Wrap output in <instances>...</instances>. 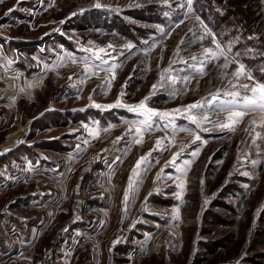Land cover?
<instances>
[{
	"label": "rangeland",
	"instance_id": "rangeland-1",
	"mask_svg": "<svg viewBox=\"0 0 264 264\" xmlns=\"http://www.w3.org/2000/svg\"><path fill=\"white\" fill-rule=\"evenodd\" d=\"M125 2L0 0V264H264V59L192 0L157 23L122 16ZM213 193L226 223L201 221ZM97 196L106 220L75 234L99 246L73 243L61 226ZM230 232L237 262L203 249Z\"/></svg>",
	"mask_w": 264,
	"mask_h": 264
},
{
	"label": "trees",
	"instance_id": "trees-1",
	"mask_svg": "<svg viewBox=\"0 0 264 264\" xmlns=\"http://www.w3.org/2000/svg\"><path fill=\"white\" fill-rule=\"evenodd\" d=\"M125 1L126 2L124 4H127L121 12L122 16L126 17L129 20L132 19L138 22L148 21L151 23H157L158 20L155 19H158L161 16V13L167 10H169V12H172L174 9H176V6L179 5L180 2L182 3V6L185 4V0H156L157 2H154V0ZM190 5L193 8H201L199 12H195V16L198 19L202 20L205 24L208 19H210V21L212 22L222 24L228 30V37L234 36L235 38L242 40L244 42V46L246 45L257 50V54L259 55L260 59H264V0H192V3ZM85 8L86 10L82 12V19H85L86 17H88L89 19L94 18L95 15L93 13L97 11L98 6L93 2L89 7ZM111 12L113 13L114 11ZM145 13H148L150 16L154 17H151V20H146V16H144ZM77 17L78 14L74 19H76ZM118 21L122 22V18H120ZM174 21L177 22L178 17L177 20L175 19ZM110 23L111 22H109V24ZM84 29L85 28H83L82 26H80L79 28V30ZM120 29L122 30L120 34L123 38L126 39V42L132 43L133 45L138 44L136 39L142 36L138 35V37L135 39L132 36L130 30L132 29L133 31L139 33L143 32L139 27H136L130 23L126 25L125 23H123ZM227 36L226 38H228ZM74 46L76 45L74 44ZM74 49L76 50L75 47ZM220 158L221 155L216 159L218 160ZM208 167L211 168V166ZM205 173L207 174L205 169H202L198 172L199 178L201 180L202 178L205 179ZM226 187H224L223 190H225ZM215 196L216 194L213 193L210 198H198L197 201L200 202L201 209L203 208L201 221H203V218L206 217L208 222L211 221L213 223L219 224L226 223V219L221 213H218L214 210H208L209 206L212 209L214 205H219L218 207L220 208L228 207L225 203L220 202L219 199H214ZM203 223L204 222H202V225L206 224ZM240 225L242 226V222L241 219H238L234 227L239 228ZM224 238L227 239L226 241L229 240V242H231V245L223 242V239H221V241L212 240L211 242V239L206 238V240L204 237L202 239V245L204 246L206 243L207 245L203 249L205 251L207 250V253L211 252V254L213 255L216 254L218 250H220V257H223V255L234 256V260L236 261L239 254L241 253V249L244 247V245H242L244 238L240 237V234L238 233L233 234L231 232L228 233V235L224 236ZM208 240L210 241L208 242ZM236 242L237 244H235ZM250 248L255 250L256 245L254 248L253 246Z\"/></svg>",
	"mask_w": 264,
	"mask_h": 264
},
{
	"label": "crops",
	"instance_id": "crops-1",
	"mask_svg": "<svg viewBox=\"0 0 264 264\" xmlns=\"http://www.w3.org/2000/svg\"><path fill=\"white\" fill-rule=\"evenodd\" d=\"M77 51H80V49H77L74 52H77ZM83 51H81V52H83ZM103 126H105V125H103ZM65 157L66 156H64V158ZM143 174H146V170L144 171ZM146 178L147 177L145 175V179ZM64 181L65 182L68 181V177L65 178ZM90 183L91 182L89 181V184ZM90 188L88 189L89 191H91L92 189H94L96 187H94V188L90 187ZM75 190L76 189H74V190L72 189V192L76 193L77 191H75ZM143 194H144V192H143ZM64 197L67 199V194H65ZM100 198H103V197L102 196H97V198L93 199L92 201H88V202L86 201L84 205L86 206V203H87V207L89 208V210H87L86 212H83L81 207H78V205L76 203L74 205H77V206L74 207V205H73V207L75 208V213L77 211H79L78 214H77L79 216L78 220H77V222L80 224L79 228L76 227L75 225H72L73 223L72 224H68V226L62 225L61 228H60L62 233L68 234L66 236H69V235L72 236L74 234L73 238H72L73 243L77 240L78 237L82 236V235L75 234V233H81V230H82L81 226H85V228H90L93 225L100 224V223L102 224L103 221L106 220L105 216H107L108 212H110L109 208L111 206L108 203V199L107 200H105V199L101 200ZM126 200H127V198H126ZM86 234L87 233H85L84 235H86ZM63 239H64V237H63ZM63 239L60 241L61 248L65 249L66 247H70L73 244V243L67 244L68 240H66V239L63 240ZM69 239H70V237H69ZM78 242H80V239H79Z\"/></svg>",
	"mask_w": 264,
	"mask_h": 264
},
{
	"label": "built area",
	"instance_id": "built-area-1",
	"mask_svg": "<svg viewBox=\"0 0 264 264\" xmlns=\"http://www.w3.org/2000/svg\"><path fill=\"white\" fill-rule=\"evenodd\" d=\"M37 48L40 50L39 51L40 53L45 52L44 46H37ZM99 173H100L99 176L102 177L103 174L101 172H99ZM80 241H82L85 244L91 245L92 248H97L99 246V240L95 234H86L80 238ZM129 250H134V251L136 250L137 251V250H139V246H136V248L133 247L132 249H127V251H129Z\"/></svg>",
	"mask_w": 264,
	"mask_h": 264
},
{
	"label": "snow or ice",
	"instance_id": "snow-or-ice-1",
	"mask_svg": "<svg viewBox=\"0 0 264 264\" xmlns=\"http://www.w3.org/2000/svg\"><path fill=\"white\" fill-rule=\"evenodd\" d=\"M252 91L253 92H258L259 93V99H260V101L264 102V87H259L257 89H252ZM250 103L255 104L256 101L255 100H252V101H250ZM140 107L143 108L144 107V104L141 103ZM196 107H197V105H191L190 106V108H196ZM261 107H264V103H262ZM149 111H151V110L149 109ZM242 115H243V113H236V116L237 117H240ZM193 119H195V118H193ZM221 127H228V125H221ZM197 139H199V137H197ZM137 167H139V162L137 163Z\"/></svg>",
	"mask_w": 264,
	"mask_h": 264
},
{
	"label": "bare ground",
	"instance_id": "bare-ground-1",
	"mask_svg": "<svg viewBox=\"0 0 264 264\" xmlns=\"http://www.w3.org/2000/svg\"><path fill=\"white\" fill-rule=\"evenodd\" d=\"M21 142V140L20 139H17L16 141H14V144L10 147L9 146V148H7L4 152H6L7 150H9V149H11V148H13V147H15L16 145H18L19 143ZM4 152H2V153H4Z\"/></svg>",
	"mask_w": 264,
	"mask_h": 264
}]
</instances>
